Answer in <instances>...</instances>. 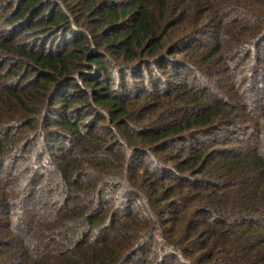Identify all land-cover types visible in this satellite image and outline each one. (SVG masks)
<instances>
[{"label": "trees", "instance_id": "1", "mask_svg": "<svg viewBox=\"0 0 264 264\" xmlns=\"http://www.w3.org/2000/svg\"><path fill=\"white\" fill-rule=\"evenodd\" d=\"M181 1L14 0L0 264H264V0Z\"/></svg>", "mask_w": 264, "mask_h": 264}, {"label": "rangeland", "instance_id": "2", "mask_svg": "<svg viewBox=\"0 0 264 264\" xmlns=\"http://www.w3.org/2000/svg\"><path fill=\"white\" fill-rule=\"evenodd\" d=\"M119 1H122V2L125 1L126 2V1H132V0H119ZM13 13H14V0H0V32L2 34H5V35L8 34L9 28H10L9 27V22L10 21H7V17L9 15L12 16L11 14H13ZM225 18H226V21H231L232 19H234V16L231 15L230 12H229V13L226 14ZM236 23H237V26L240 25L238 22H235L233 24L236 25ZM11 37H13V36H11ZM30 38L31 37H29V36H19V37L16 38V41L19 42L22 39H25L26 41H29ZM246 53L247 52H245V51L243 53L242 52H238L239 57L237 59V66L232 65L231 66L232 68H229V70H228V75H233V77L235 78V81H236V83L238 85L237 87L239 88V90L245 91L246 94L244 93V95L246 96V101H247L246 104L248 105V109L249 110H255L256 113H259L261 110L264 109V89L261 92L258 91V95L256 94V92H253L252 90H249V89L252 86L256 87V85H257V87L259 89L262 88L263 85H264V80L263 79L261 80V78H260V79H257L255 81H252L253 78H252L251 74L253 73V69L255 67L251 65L252 62L250 64V60L248 61V59H247V61H246V56H247ZM261 54H264V46L261 47ZM7 67L9 68V65ZM252 67H254V68H252ZM218 68L220 69V72H222L221 71L222 66H219ZM156 69L158 71V68H156ZM260 73H262V72H260ZM3 74H4V72L1 70L0 71V82L11 83L12 81H10V80H12V78L8 77V76L6 77ZM143 76L146 77L147 76V72H144ZM156 76L159 77V71L156 74ZM226 77L227 76H224V79H226ZM126 80L128 82H132L133 78H132V76H128ZM137 81H139V80H137ZM11 85L13 87V83ZM112 86H114V91H115L116 94L123 93L124 95H127V97L128 98L130 97L131 99L135 96V94H134L135 92L133 91V89L131 87L132 85L127 87L126 90L122 89L119 86H118L119 88H117L116 87L117 83H115ZM144 87H146V85H143V87L140 86L137 89H138L139 92L141 90L144 91V92H142V94L148 93L150 91L149 88H144ZM26 88H27V85H26ZM159 90H162V88L159 87ZM16 134H18V132ZM239 137L240 136H238V134H237V135L234 136V139L236 140ZM36 143H37L36 146H40L39 144H41V142H39V141H37ZM119 148H121V147H119ZM22 157L23 156L21 155L20 160H22L24 158V157L23 158ZM48 159L50 161L51 157L50 158L49 157L45 158L44 159L45 163L48 162ZM6 169L7 168H5L3 170H6ZM12 186H14V185H12ZM9 188H12V187H9ZM133 207L135 209L136 215L146 216L147 211L142 205H139L137 203V204H134ZM11 219L14 220V209H13V211L11 213Z\"/></svg>", "mask_w": 264, "mask_h": 264}]
</instances>
